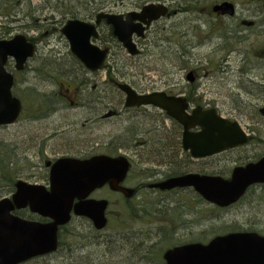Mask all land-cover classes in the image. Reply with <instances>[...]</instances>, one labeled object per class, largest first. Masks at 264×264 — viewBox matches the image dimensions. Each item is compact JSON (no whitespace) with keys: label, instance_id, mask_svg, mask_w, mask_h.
<instances>
[{"label":"rangeland","instance_id":"374dc122","mask_svg":"<svg viewBox=\"0 0 264 264\" xmlns=\"http://www.w3.org/2000/svg\"><path fill=\"white\" fill-rule=\"evenodd\" d=\"M123 1H127L124 7L121 3H111L105 11L127 13L135 10V7L129 5L134 0ZM191 1L192 4L198 3L197 11L177 13L153 26V34L148 40V43H152L150 55L131 60L122 55L124 63L111 55L107 63L123 66L126 62V71L135 76L144 92H189L192 87L188 85L186 75L196 71L194 88L198 89V95L203 98L201 105L217 108L224 118L238 122L254 137L250 145L239 148L240 150L203 161H189L193 163L192 173H228L247 160L244 156L253 159L264 155V119L258 112L264 107L263 4L261 0H181L169 4L173 10H178L184 2ZM223 1H230L239 9L235 18L224 19L221 25H216L217 19L212 8ZM6 4H12L8 10L11 16L23 11L30 22L36 19L40 25L46 24L44 18L51 15L49 10L41 11V7L47 5H59L63 13L73 11L86 16V0H0V7ZM13 18L19 20L22 15ZM5 19L0 17V22ZM56 20H59V16ZM244 21L253 22V25H242ZM16 25L24 27V32H21L33 38L39 48L36 58L29 64L28 90L19 93L26 111L30 114L36 112L38 96H80L81 89L72 82V77L61 79L38 68L46 58L47 63L54 62L51 64L59 70L58 73H75L76 65L70 56L68 42L59 32L61 25L48 24L43 31L40 30L44 26H39L36 31L32 23L18 22ZM54 27L57 28L55 32ZM44 31H50L47 38L42 35ZM223 43L229 46L222 45ZM179 56L183 62L188 63L187 70L182 69ZM53 77L57 79L56 82L52 81ZM111 95L116 97V94ZM78 100L81 102L79 97ZM59 114L48 119L50 125H35L33 130L24 134L19 126L0 129V159L7 154V161L18 162V166L12 164L11 168L0 171V186L8 184L10 179L6 177L14 175L16 170L20 171L22 181L48 186V181L38 179L37 176L44 173L47 161L64 155L58 149L68 148V145L72 147L75 136L66 133L50 141L47 144L50 148L42 153V156H46L43 160L37 150L41 139L50 136L56 126L78 121L77 127L80 128L86 121L85 114L80 109L62 111ZM136 123L142 127L146 125L138 121ZM98 127L105 133L95 134L94 137L105 134L111 139L113 136H120L126 124L116 118ZM27 138L28 148L25 149L24 140ZM6 146L10 147V152L6 151ZM106 152L109 150L104 151L105 154ZM134 171L137 172L138 167ZM5 192L6 190H0V199L5 197ZM96 198L110 201L109 224L105 230L92 232L87 220L75 218L62 230L63 244L57 253L24 264H165L163 254L174 246L191 242L205 243L217 235L238 231L264 235V186L251 188L241 202L226 210H218L205 202H199V195L190 189L174 194L145 190L130 204L108 190L97 192ZM143 209H149L147 213L150 215L143 213ZM133 235L134 240L126 241ZM149 248L153 250L151 253L154 263H146L147 259L141 258Z\"/></svg>","mask_w":264,"mask_h":264},{"label":"water","instance_id":"95a60500","mask_svg":"<svg viewBox=\"0 0 264 264\" xmlns=\"http://www.w3.org/2000/svg\"><path fill=\"white\" fill-rule=\"evenodd\" d=\"M214 12L234 15V7L223 3ZM168 14L164 5L145 6L140 13L122 15L99 14L96 24L71 20L62 29L72 54L91 72L101 70L109 50L93 43L99 38L97 25L102 20L113 27L114 35L132 56L139 54L133 36H144L145 29ZM35 46L25 36L0 41V126L15 123L21 113V102L11 93L13 77L5 65L9 57L17 68L35 55ZM188 79L193 82L192 73ZM126 94V107L154 106L183 126L182 145L194 159H204L227 150L244 146L249 138L238 122L221 117L215 109L201 107L188 113L189 104L183 98L163 92L139 95L130 86L120 85ZM264 117V108L260 110ZM199 129L198 131H193ZM130 164L127 158L96 156L90 160L60 159L51 168L49 189L23 181L16 184L11 199L0 201V264H22L58 250L60 227L68 225L72 215L90 220L96 230L107 226L108 202L90 199L91 194L105 185L114 192L132 198L136 190L125 188ZM264 184V157L256 163L234 169L232 178L186 174L152 185L161 191L192 188L208 203L221 208L236 204L255 185ZM29 207L47 223L23 220L12 213L15 208ZM166 264H264V236L257 233H233L214 238L209 244H189L164 254Z\"/></svg>","mask_w":264,"mask_h":264},{"label":"trees","instance_id":"16d2710c","mask_svg":"<svg viewBox=\"0 0 264 264\" xmlns=\"http://www.w3.org/2000/svg\"><path fill=\"white\" fill-rule=\"evenodd\" d=\"M175 1L178 2L181 0H134V1H131L132 3H129V5L130 7L132 6L135 8H139L149 2H164V3L174 4ZM126 2L123 0H86V4L84 7L86 16H83V14L80 12H73V11H70L68 13H63L62 12L63 9L59 5L43 6L41 7L42 12L45 10L51 11V15L49 17L44 18V22L46 23L44 25H40V23L37 22L36 19H33L30 22L28 15L25 14L23 11H18L15 16L14 15L11 16L8 10L10 6H12V4H6L0 7L1 9L0 17L6 18L5 21H1L0 24L16 25L18 22H23V23L25 22L28 24L32 23V26L36 31L39 30V26H44L40 30V31H43L44 29H46V27H48L46 26L48 24L58 23L62 26L63 23H65L67 20H70V19L94 20L96 15L99 12L105 10L106 8L109 9L108 6L111 3H115V4L121 3L122 7H124ZM116 6H119V5H116ZM198 8H199L198 3L192 4V1H191V2H184L181 9L174 10V11L180 14H187L188 12L197 11ZM20 15H22V18L19 20H16L13 18V17H19ZM58 16H59V20H56V17ZM20 28H24V27H16V29H20ZM28 28H29V25H28ZM53 29H55V27ZM99 30H100V38L97 42L102 47H108L111 51L110 56L111 55L115 56V58L119 62L121 60L123 61L122 55L124 57L126 56V58L130 60L139 59L142 57V55H150V47H152V43H148V40H149L150 35L153 34L151 32L149 33L147 37V40H146L147 46L145 47L144 52L140 56L130 57L124 51V49L122 48L120 43L117 41V39L114 37L111 27L103 24V26L100 27ZM45 32L46 31H44L42 35H45L44 34ZM70 56L73 58L74 63L76 65L75 73H73V75L68 72L67 73L65 72V74H68V75H62L61 73H58L59 70L55 69V65L51 64L54 62L47 63L48 61L46 60V58L44 61L41 62L40 65H38V68L48 71L49 74H55L56 77L59 76V78L61 79H65L64 77H70V78L72 77V82L75 83L77 86H79V88L81 89V92L79 93V95H80V100L83 102V104L84 102L88 100V98H90V100H92L93 102L98 101L97 97L100 96L101 97L99 100L100 104L98 105L104 104L105 108L107 107L110 113H115L111 111L119 110L122 107L121 103L123 102V94L120 92V90L117 88L115 84L113 85L114 82L115 83L118 81L127 82L131 84L136 90L141 91V92L144 91L140 82L135 80V76L129 74L126 71V67H127L126 62L125 64H122L123 66H117L116 65L117 63L112 64V65H108L107 63L105 65V70L108 75V80L105 82H102L101 78L97 77V74L91 75L84 68V66L76 59V57H74L71 53H70ZM178 59H179V62L182 64V69L187 70L188 63L183 62L180 56L178 57ZM122 63H124V61ZM52 81L56 82L57 79L53 77ZM195 92H197V88H194L193 86L189 92L187 91L185 93L187 95V99L190 102L194 103V101L196 100L194 96ZM111 94H116V97L112 96ZM43 96H49V95H42L38 97H43ZM59 96L61 95H54V94L51 95V97H53L52 101H60ZM156 113L157 112L155 110L154 111L151 110V112L149 113L148 110L143 109L141 113L139 114L140 116H137V117H138L139 122L146 124V125L142 127L136 124L135 130L132 128V124H130L129 126H126L121 134L122 136L116 135V136H113L111 139H109L108 142L110 143V145L108 148L109 152L107 154L117 156L119 154V151L123 150L125 153L132 155V158L135 159V161H133V165L135 167H138L137 172H139L144 177V179H147V178L150 179L154 176H157V177L162 176V174H164L165 177L167 178H172V177L181 176L189 172H192L193 163L189 162L190 157L184 158L180 154L182 153L181 140H180L181 139L180 127L177 125V123H173V126L170 129L165 127L163 124L162 125L156 124V122L158 123V121H161V119H163L159 117V115H157ZM98 133H105V132L95 131L93 134L95 135ZM74 141L75 139L73 140V142ZM66 147H68L65 150L66 153H71L72 151L76 152L74 148H71V145H68ZM9 148L10 147L6 146V151L10 152ZM169 148H172L176 152V156L170 162H169L170 158L168 156L169 150H170ZM42 152L43 151H41V153ZM178 152H179V155H178ZM5 156H7V154ZM5 156L4 157L2 156V158L0 159V171L7 169V168H11L12 164L18 166V162L16 160L7 161ZM7 163H9V165L6 166ZM18 171L19 170H16L14 171V175L6 177L7 179H10V177H13V180L10 179L8 181L9 183L8 184L6 183L5 186L13 185L15 179L17 180L18 178H21L19 176L20 171L19 172ZM31 177H34V176L31 175ZM136 177L137 175L133 176V178H136ZM37 178L42 179V180H47L48 178L47 173L44 175H38ZM138 183L139 182H136L135 184L138 185ZM170 193L173 194L172 192ZM134 199L130 201H125V203L130 204L134 201ZM197 200L199 202L204 203V201L200 197ZM148 211L149 209L142 210L143 213L150 215L147 213ZM31 218H32V215L30 214H28V216L26 215V219H31ZM63 229H66V227ZM89 229L92 232H96V230H94V228L92 227L90 223H89ZM61 233H60V246H62L63 244V241H62L63 235ZM134 237L135 236L133 235L130 238L129 237H124V238H129L126 241L130 240L131 242V240H134ZM151 252H153V250L149 248L147 253H145L144 256H141L143 260L147 259L145 260L146 263H150V261L154 263L155 261L152 256L153 254ZM149 256L150 258H148Z\"/></svg>","mask_w":264,"mask_h":264},{"label":"flooded vegetation","instance_id":"af4514ba","mask_svg":"<svg viewBox=\"0 0 264 264\" xmlns=\"http://www.w3.org/2000/svg\"><path fill=\"white\" fill-rule=\"evenodd\" d=\"M223 2H226V1H223ZM228 2H230V1H228ZM232 4L235 6V14L234 15H232V16L227 15L226 16L220 12H215L213 14L214 17L217 19L216 25H218V24L221 25L222 22L224 21V19L232 20L233 18L236 17V14H237L239 8L237 7L236 4H234V3H232ZM169 7H170V12H171L170 17H172L173 15H176L177 12L172 9V5H170ZM263 9H264V7H263ZM241 24L250 27L253 25V22L244 21ZM16 27H21V26H16L13 24H9V25L0 24V39L6 40V39L13 38L15 35L16 36L17 35H24V33L21 32V31H23V28L16 29ZM152 28H153V26L146 31V35L144 36V38L135 37V42L137 43V45L139 46V48L142 51L147 46V43H146L147 42L146 41L147 34L151 31ZM215 29H217V26L215 27ZM53 31L55 32L56 30L54 29ZM49 32L50 31H46L45 34L48 35ZM222 45L229 46V44H225V43H223ZM16 64L17 63H16L14 58H9L7 65L5 66V70H6L7 74H9L13 77V86H12L11 92H12V95L14 97L18 98L21 101L22 112H21L20 118L16 124H12V125H8V126H2V127H0V129H8L9 127L19 126V128H21L22 133L24 134L27 131L29 132V130H33L35 125L38 127L42 126L43 124L50 125L49 124L50 122H48V119H50V118L52 119V118H54V116L56 117V115L61 113L62 111H77L80 109V110H82V112L85 114V117H86V121L81 124L80 128L77 127L78 123H79L78 121L64 123V124H61L59 126H56L54 128L55 130H53V132L51 133L50 136H44V138L41 139V142L39 143V146L37 147L38 148L37 150L39 151V153H41V151L47 152V149L50 148L49 146L47 147V144L50 141H52L53 139H55L57 137L59 138L66 133H71L72 135L75 136V141L73 142V145L71 148H74L76 150V152L66 153L65 150L67 148L58 149L59 150L58 152H62L64 154L60 157H74V158H79V159H90L95 155L105 154L104 151H107L109 148V145H110V143L108 142L109 139L107 138L108 136L105 134H102L101 136L94 137V134H93L95 131H100V128L98 127L99 125H101L102 123H105L108 120L120 118V121L122 122V124L125 123L126 126H129L130 124H132V128L135 130L136 124H137L136 122L137 121L139 122L137 116H140L139 114L141 113V111L143 109L144 110H148V109L150 110L152 108L156 109V108L150 107V106L149 107H141V108L140 107L139 108H127V107H125V98H124L125 96H124L123 102L121 103L122 107L119 110L111 111V112H115V113H110L109 110L107 109V107L105 108L104 104L98 105V104H100V102H99V100L101 98L100 96L97 97L98 101L93 102L92 100H90V98H88V100L86 102H84V104H83L82 101L80 102L78 100V97L80 99V96H78V95H76V96L62 95V96H59L60 101H52L53 97H51V96L36 97V99H38L37 105L35 107L36 112H32V114H30L28 111H26L22 97L19 94V93H24L25 91H27L28 87L30 85L29 62L27 64H25L21 70L17 69ZM193 72H194V76H197V72L196 71H193ZM90 74L92 75V73H90ZM97 77L101 78L102 82H105L108 80V75H107L106 71L103 73H97ZM196 81H197V79L195 80V82ZM114 84L116 85L115 82L113 83V85ZM191 85H194V84H191ZM183 91H185V90H183ZM76 92H77V90H76ZM167 94L169 96H176V97H178V96L183 97L184 96V98L186 97L185 99H187V95L183 92L174 93L171 91V92H167ZM194 96H197L196 99L198 100L195 103L190 102L187 99L191 108L193 107L194 104H199L203 100L202 96L200 94L198 95V91L196 92V95H194ZM204 107H206V106H204ZM156 112H157L156 114L159 115V117L163 118V119H161V121H158V123L156 122V124H161V125L163 124L165 127L170 129V125L172 127L173 123H175V122L172 119H170L164 112H162V111H160V112L156 111ZM190 112H191V110H190ZM177 125L180 127V131H182V127L179 124H177ZM138 128H140V127H138ZM251 140H253V138ZM28 142H29L28 138L26 140H24V143H25L24 147L26 146L25 149L28 148ZM35 148H36V145H35L34 149ZM169 149L170 150H169L168 156L170 158V160H169V162H170L176 156V152L172 148H169ZM53 150H55V149H53ZM237 150H239V149L231 150L228 152H234ZM29 151H30V149H29ZM119 152L125 153V152H123V150L122 151L120 150ZM42 153L40 155L41 160H43L46 157L44 154L42 156ZM180 154L184 158H189L188 153L183 154V152H182ZM106 155H108L107 152H106ZM124 155H126L131 162V169L129 171L127 179L124 182V186H126V187H129V186H133V187L135 186L136 187L137 186V193H136L137 196H139L143 191L148 190V189L151 191L157 192V193H163V192H160L159 190L151 189L149 185L154 184V183L157 184V183L163 182L165 180H168L170 178H167V177H165L164 174H162V176H158V177L154 176L150 179H148V178L144 179V177L139 172L134 171L135 166L133 165L132 155H130L128 153H125ZM178 155H179V152H178ZM221 155H218V156H221ZM215 157H217V156H215ZM212 158H214V157H212ZM244 158L247 160H245L242 164L237 165L238 167H245L248 163L255 162V161L259 160V158H253V159L251 158L250 159V157H248V156H244ZM219 163H220V161H219ZM233 169L229 170L228 173H214V174H210V176H219L225 180H230L232 177ZM136 175H137V177L133 178V176H136ZM10 179L13 180V177H10ZM17 180H15V182ZM130 181H132V184H129ZM15 182L13 183V185L0 186V190H3V189L6 190V194H4L5 197H7V198L13 197L14 193L16 192ZM136 182H139L138 185L135 184ZM259 186H264V185H259ZM106 188L107 187H105L103 189L106 190ZM94 197H96V195H94ZM120 197H121L122 201H130V200H126L124 198L123 194H121ZM213 207H215V206H213ZM215 208L218 209L217 207H215ZM224 210H226V209H224ZM29 212H30V210L28 208H25L22 210L15 209L13 214L25 219L26 215L28 216ZM108 213H107V215H108ZM33 219H35L34 216H33Z\"/></svg>","mask_w":264,"mask_h":264}]
</instances>
